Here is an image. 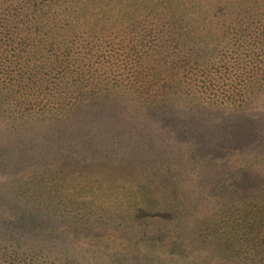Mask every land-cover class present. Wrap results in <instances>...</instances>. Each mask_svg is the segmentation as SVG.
<instances>
[{"label": "trees", "instance_id": "obj_1", "mask_svg": "<svg viewBox=\"0 0 264 264\" xmlns=\"http://www.w3.org/2000/svg\"><path fill=\"white\" fill-rule=\"evenodd\" d=\"M111 35L119 39L120 47L110 45ZM116 61L123 64V72L135 70L131 78L137 93H169L179 85L174 77H181L186 68L195 69L203 84L222 93L263 89L264 0H0V65L8 78L7 88L17 93L18 101L10 96L17 106L20 93L23 97L24 93H57L58 107L53 112L44 110L42 116L66 117L82 106L85 93L102 90L97 82L104 75L111 73L114 80L120 67L114 68ZM17 67L20 79L11 77ZM66 93H80L75 100L79 107L66 108ZM186 135L193 137L186 159L196 158L202 169L225 166L226 157L215 156L216 150H202L206 141L199 134ZM218 146L228 154L247 152L246 146ZM4 155L0 149V157ZM9 162L16 165L12 157ZM65 163L57 168L72 164ZM169 170L148 172L145 186L155 183L164 192L135 216L138 211L101 208L90 198L71 197L62 202L61 211L56 207L57 213L39 215L32 207L20 206V181L12 193L1 187L0 264H264V212L226 213V219L207 228L209 240L193 237L189 246L180 225L167 226L172 220L181 222L177 216L185 211L177 203L185 182ZM248 171L243 166L228 178H220L224 174L219 173L197 183L204 188L220 186L215 193L228 196L245 193L251 185L262 187ZM27 188L35 201L52 199L37 181ZM166 200H171L169 205H158ZM196 241L202 248L219 244L223 253L198 254Z\"/></svg>", "mask_w": 264, "mask_h": 264}, {"label": "rangeland", "instance_id": "obj_2", "mask_svg": "<svg viewBox=\"0 0 264 264\" xmlns=\"http://www.w3.org/2000/svg\"><path fill=\"white\" fill-rule=\"evenodd\" d=\"M108 38L110 45L120 47L117 37ZM115 50L123 59L124 55ZM119 64L116 61L114 68ZM3 69L0 65V149L6 155L0 157V188L12 193L20 181L23 208L32 207L39 215L53 214L57 213L56 207L61 211L60 205L67 202L66 197L78 201L90 198V201L95 200L91 202L93 205L101 208L105 205L116 211H138L134 212L135 216L139 210L147 211L154 204L153 197L164 192L160 181L159 188L151 182L150 186H145L148 172L170 168V172L174 170L172 175L177 174L176 178L185 182L180 193L182 199L177 201L185 211L177 216L181 222L172 220L173 224L167 226L172 229L174 224L180 225V234L188 246L189 240L196 237L200 242L209 240L207 228L226 219V213L233 211L237 216L245 211L264 212V88L248 93L239 90L238 93H222L203 84L195 69L186 68L181 77H174L179 85L169 93H137L131 78L135 70L126 68L123 72V64H120L115 81L111 80V73H107L101 78L102 82H97L101 91L82 93V106L75 101L80 93H66L64 97L69 101L66 108H79L57 120L54 115L46 119L42 116L44 110L53 112L58 107L54 102L57 93H24V97L20 93L21 105L17 106L18 102L10 99L11 94L16 99L17 93L7 88L9 82ZM11 75L20 79V67L13 69ZM125 76L131 79L125 80ZM230 94L233 98L227 99L225 95ZM49 100L52 103L46 104ZM24 109H28L25 114L31 116L25 115ZM189 132L199 134L201 140L206 141L203 151L214 153L216 150L215 156L226 157L225 166L202 169L196 158L186 159L193 139L186 135ZM249 137L252 140L248 141ZM224 143L227 147L246 146L247 152H231L230 155L226 150L216 149L218 144ZM9 156L16 162L15 166L8 163ZM66 160L72 164L57 168L67 164ZM11 166L14 167L12 173ZM243 166L249 168L250 179H258L262 187L251 185L245 193H238L240 196H228L215 193L220 186L204 188L197 183L219 173L224 174L220 178H228ZM43 174L42 179L38 177ZM32 181L41 183L45 196L52 199L35 201L29 197L27 186ZM152 187L157 189L151 190ZM11 196H7L9 203ZM238 200H242L240 205ZM170 201L157 203L169 205ZM44 203H49V208L44 207ZM213 245L216 247L202 248L196 241L195 246L198 254L223 253L219 244Z\"/></svg>", "mask_w": 264, "mask_h": 264}]
</instances>
